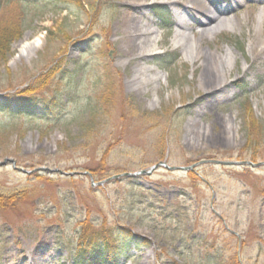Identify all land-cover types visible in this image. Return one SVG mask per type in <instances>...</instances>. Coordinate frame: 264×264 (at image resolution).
<instances>
[{"label":"rangeland","instance_id":"rangeland-1","mask_svg":"<svg viewBox=\"0 0 264 264\" xmlns=\"http://www.w3.org/2000/svg\"><path fill=\"white\" fill-rule=\"evenodd\" d=\"M12 1L0 0V32L17 31L0 50V107H11L0 110V193L25 197L0 211V264H73L86 220L131 233L119 264H264V0H202L232 21L202 40L185 0ZM128 15L160 42L140 61L160 78L145 95L127 85L136 61L121 58ZM182 17L187 38L227 66L184 56ZM23 43L36 49L21 55ZM158 164L198 166L137 175Z\"/></svg>","mask_w":264,"mask_h":264},{"label":"bare ground","instance_id":"bare-ground-1","mask_svg":"<svg viewBox=\"0 0 264 264\" xmlns=\"http://www.w3.org/2000/svg\"><path fill=\"white\" fill-rule=\"evenodd\" d=\"M138 1L143 2L145 0H125L126 3L135 4ZM241 0H235L234 3H238ZM186 8L188 10L191 8L193 9L192 17L181 18L178 22L179 32H178V39L179 42L177 45L180 47H184L186 51L185 55L187 59L191 61H195L196 59L202 57L203 60H210L212 62H221L223 65L227 66V61L229 57L219 58L211 55V56H204V52L202 51L201 47H199L200 40L204 37L210 38L215 36L216 32L220 29H225L230 27L232 24L231 20H228V7H217L212 10L211 8H205L201 6L202 0H185ZM230 4V3H229ZM196 20L197 25L199 27L195 30L200 32L201 39L199 41H192L187 38L186 32L188 31L190 23L188 21ZM221 22V23H219ZM117 33L120 34L121 41L119 43L121 48V58L126 59L128 62L136 61V65L134 66V72L131 77V80L128 81V87L131 90L137 91L141 95H145L149 92V87L151 82L154 80L155 83L159 84L160 78L158 75L151 74L152 68L150 67H143L140 66V61L144 59V57L148 55H152V53L159 48L160 42L158 40H153V35L155 34L154 30L152 29L153 25L150 23H142V21L131 15L128 17H124L118 26ZM28 49H36V43L26 45L23 43L18 47L19 53L22 51H26ZM23 53H21L22 55ZM226 68V67H225ZM155 102L151 105L154 107ZM218 123H225V120L219 118ZM204 137V130L201 131L199 129L198 135L196 138L201 139Z\"/></svg>","mask_w":264,"mask_h":264},{"label":"trees","instance_id":"trees-1","mask_svg":"<svg viewBox=\"0 0 264 264\" xmlns=\"http://www.w3.org/2000/svg\"><path fill=\"white\" fill-rule=\"evenodd\" d=\"M14 1L17 2L13 0L12 3ZM166 8L167 7L164 6H156L153 13L159 18L167 20L168 12ZM15 33H17V31L13 29H4L0 32L1 52H9ZM162 63L167 65L166 60ZM25 95L30 96L29 93H25ZM36 103L37 99L30 98L28 103H25L22 107L33 110V108L36 107ZM59 105L57 98H52L51 101L45 105V115H47L48 112H55ZM1 109L10 112L11 107L4 105L0 107V110ZM20 111H24L23 108ZM32 121H35V119H32ZM23 193L24 192H19V194H12L11 192L0 193V211L15 208L24 200L25 196ZM81 232L78 247L72 257L73 264H119V256L126 255V250L129 245L135 241L129 231L127 232L118 226L108 227L101 225L100 227L94 228L92 223L88 220L82 224ZM230 257L229 261H225V264H240L235 255Z\"/></svg>","mask_w":264,"mask_h":264},{"label":"water","instance_id":"water-1","mask_svg":"<svg viewBox=\"0 0 264 264\" xmlns=\"http://www.w3.org/2000/svg\"><path fill=\"white\" fill-rule=\"evenodd\" d=\"M204 163H213V164H215V165H218V166H228V167H232V166H236V165H242V164H238V163H227V162H216V161H210V162H201L200 164H204ZM246 164H248V163H246ZM198 165H196V166H193V167H189V168H180V167H178V168H167V166L165 165V164H158L157 166H155V167H153L152 169H150V171H148V172H140V173H138V175L139 174H142V175H150L152 172H154V171H156L157 170V168H159V167H165V168H167V169H170V170H172V171H176V172H178V171H183V172H189V171H191V170H193L195 167H197ZM18 170L19 171H21L22 173H24V174H29L27 171H25V170H23V169H20V168H18ZM126 176H129V175H127V174H125ZM108 181H110V180H107V181H105V182H108ZM104 182V183H105ZM103 184V183H102Z\"/></svg>","mask_w":264,"mask_h":264}]
</instances>
